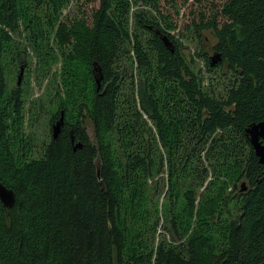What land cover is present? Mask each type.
<instances>
[{"label":"trees","instance_id":"1","mask_svg":"<svg viewBox=\"0 0 264 264\" xmlns=\"http://www.w3.org/2000/svg\"><path fill=\"white\" fill-rule=\"evenodd\" d=\"M72 2L0 0V184L17 198L12 208L0 200V264L264 263V166L245 133L264 119V0H226L221 26L218 17L199 26L222 58L212 68L197 54L207 71L231 73L222 97L152 12L132 11L160 0H99L90 24L64 15ZM28 48L36 79L60 85L50 122L66 118L36 158L22 139L24 88L8 84L5 68ZM165 166V213L180 244L155 248L150 181ZM189 217L198 218L190 234Z\"/></svg>","mask_w":264,"mask_h":264},{"label":"rangeland","instance_id":"2","mask_svg":"<svg viewBox=\"0 0 264 264\" xmlns=\"http://www.w3.org/2000/svg\"><path fill=\"white\" fill-rule=\"evenodd\" d=\"M226 0H160L159 8L133 7L132 11L145 9L152 12L157 21L166 29L170 35L179 43L181 51L186 54L188 59L195 61V66L202 71L205 78V85L212 96L222 97L226 94L230 85L231 73L225 67L218 68L214 72H208L206 67V57H198L197 54L204 50V53L211 62V57L214 56L213 47L217 40L214 34L210 31H200L199 26L212 21L214 17H218V23L221 26L224 19L221 16L222 6ZM99 0H73L68 9L63 10L67 18L71 20L84 19L89 24L96 9L99 8ZM65 19V18H64ZM133 30V27L131 28ZM28 56L23 54L21 59L11 55L6 59L5 68L9 75L8 84L11 87L18 86L24 88L23 94L25 99L24 108V125H23V142L32 143V157H40L44 147L52 141V123L51 116L55 109L61 104L56 98L58 87L54 86L49 79L38 80L35 75V66L38 64V58L32 54L31 49H27ZM10 56V54H9ZM17 64V65H15ZM25 67L23 81L18 85L21 68ZM61 63L54 66V71L60 69ZM11 74V75H10ZM128 90V86L125 87ZM87 132L90 135L91 141L97 144L95 125L91 120L86 121ZM25 140V141H24ZM22 146V145H21ZM167 178L166 166L164 172L155 179L150 181L152 185L153 203L160 211V223L156 231L154 247H158L161 242L167 240L169 244H180L178 235L173 230V219L167 220L165 206L167 198V186L164 188V183L161 179ZM159 182V194L155 195V183ZM240 187L241 184L239 185ZM229 192L234 193L233 187L228 188ZM203 191V189H202ZM199 200V199H198ZM198 218H186L189 223L187 227L192 233L197 224ZM117 252H115V256ZM117 259V256H116Z\"/></svg>","mask_w":264,"mask_h":264},{"label":"water","instance_id":"3","mask_svg":"<svg viewBox=\"0 0 264 264\" xmlns=\"http://www.w3.org/2000/svg\"><path fill=\"white\" fill-rule=\"evenodd\" d=\"M156 33L161 37L162 41L164 42L166 48L174 54L176 51L175 44L171 41V39L163 35L159 30L156 31ZM222 61L221 55L216 54L211 58V67H215L217 64H219ZM24 70L25 67L23 66L21 68V73L19 75V81L18 85H21L23 81L24 76ZM96 83H97V90H100L102 87V79L103 77L101 75H98V73H95ZM65 128V113L61 112V116L59 120L53 125L52 127V134L53 139L57 140L60 135L62 134V131ZM246 136L250 140V143L255 151L256 156L259 159V163L264 166V119L260 123H254L250 125L246 131ZM72 142L74 143V138L72 137ZM84 146L83 143H77L74 145V150L82 149ZM99 166V165H98ZM98 176L100 177V169L98 167ZM242 192L247 191V185L246 183L242 184L241 188ZM16 194L12 189L7 188L3 184H0V200L4 207L6 208H12L16 203ZM264 264V263H262Z\"/></svg>","mask_w":264,"mask_h":264},{"label":"flooded vegetation","instance_id":"4","mask_svg":"<svg viewBox=\"0 0 264 264\" xmlns=\"http://www.w3.org/2000/svg\"><path fill=\"white\" fill-rule=\"evenodd\" d=\"M58 120H59V119H58ZM58 120H57V121H58ZM57 121H55V123H56ZM55 123H54V124H55ZM54 124H52V127H53ZM51 132H52V129H51ZM51 138H52V140H53V134H52V137H51Z\"/></svg>","mask_w":264,"mask_h":264},{"label":"bare ground","instance_id":"5","mask_svg":"<svg viewBox=\"0 0 264 264\" xmlns=\"http://www.w3.org/2000/svg\"><path fill=\"white\" fill-rule=\"evenodd\" d=\"M163 35H164V34H163ZM166 36H167V35H166ZM172 42H173V41H172ZM175 48H176V47H175ZM213 68H214V67H213ZM65 125H66V118H65ZM64 129H65V128H64ZM63 131H64V130H63ZM63 131H62V132H63Z\"/></svg>","mask_w":264,"mask_h":264}]
</instances>
